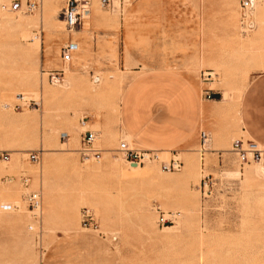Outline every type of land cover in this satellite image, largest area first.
<instances>
[{
    "label": "rangeland",
    "instance_id": "obj_1",
    "mask_svg": "<svg viewBox=\"0 0 264 264\" xmlns=\"http://www.w3.org/2000/svg\"><path fill=\"white\" fill-rule=\"evenodd\" d=\"M87 1L89 19L74 31H80L90 49L85 61L74 58L69 64L71 74L60 60L61 49L69 42L60 37L67 33L61 17L67 0H0V19L36 22L25 30L12 27L0 32V98L12 93L7 107H0V152H8L10 159L12 150H19L23 166L9 174L8 161L0 157V195L18 194L9 211H0V264H264V176L259 172L264 153L259 164H239L231 152L233 141L251 142L241 130L239 105L253 79L264 72L262 19L249 14L253 29L243 35L240 0H110L109 8L101 6L100 0ZM14 2L21 4L19 12L9 11ZM32 2L36 10L26 13L25 5ZM257 6H264V0ZM127 7L128 45L138 49L147 45L156 50L165 41L188 42V32L174 31L169 24L193 18L201 46L196 48L197 60L186 61L182 71L195 77L205 99L207 93L220 95L219 100L209 99L218 121L214 131L207 132L208 143L174 150L183 163L179 172L161 171L158 161L145 163L142 171L133 173L125 169L127 164L117 153L119 142L129 143L119 115L122 93L136 75L148 69L133 62L138 73L128 68L127 74L120 66V19ZM41 13L44 20H40ZM25 33L40 40L36 56L29 50L33 41L20 40ZM54 51L58 65L47 66ZM59 71L63 82L52 85L46 73ZM25 74L31 82L27 88L22 87ZM92 88L95 93L90 92ZM46 92L49 96L41 99ZM21 96L24 102L18 100ZM15 105L20 108L13 109ZM23 114L34 124L24 128L8 123ZM74 128L78 141L71 151L63 143ZM85 131L97 134L100 162L79 159ZM36 151L40 152L37 164L27 159ZM170 153L158 155L159 160L167 162ZM113 165L122 167L119 174L109 171ZM147 167L153 168L150 175L145 173ZM201 168L205 173L200 175ZM245 169L258 171L255 180L233 176ZM22 178L29 180L26 187ZM29 191L41 193V206L50 204L47 223L41 207L38 224L32 220L24 201ZM78 195L83 202L67 225L63 207ZM141 201L146 204L144 212L136 207ZM83 208L92 211L96 230L80 226ZM155 208L177 217L161 226Z\"/></svg>",
    "mask_w": 264,
    "mask_h": 264
},
{
    "label": "crops",
    "instance_id": "obj_2",
    "mask_svg": "<svg viewBox=\"0 0 264 264\" xmlns=\"http://www.w3.org/2000/svg\"><path fill=\"white\" fill-rule=\"evenodd\" d=\"M88 19L89 14L85 20ZM191 19L175 20L169 24L174 31L188 32V42L165 41L162 45L158 44L156 50H149L147 45L145 48L142 46L143 49L128 45V7L120 19L123 38L122 44L118 46L121 68L127 74L128 68L132 73H138L137 67L132 66L133 62L148 68L126 85L119 106L123 134L135 148L160 153L190 150L200 143L202 134L209 136L207 132L215 129L213 124L218 121L216 109L209 99L204 98L205 93L195 77L182 71L186 61L197 60L196 48L201 46L195 38L197 23ZM114 23L118 25L116 20ZM163 27L165 29V24ZM81 36L80 31L60 35L77 44L73 59L77 58L80 63L85 61L90 49V44ZM80 41L83 43L82 49ZM172 46L173 49L169 50ZM70 63L64 65L72 74L68 67ZM46 64L57 67L55 51ZM71 74H68V78ZM210 74L207 73V76L210 77ZM239 121L243 135L264 149V72L257 75L244 92L239 105ZM74 129L63 143L69 150H75L77 146V129ZM229 134L226 132L225 137L228 138Z\"/></svg>",
    "mask_w": 264,
    "mask_h": 264
},
{
    "label": "built area",
    "instance_id": "obj_3",
    "mask_svg": "<svg viewBox=\"0 0 264 264\" xmlns=\"http://www.w3.org/2000/svg\"><path fill=\"white\" fill-rule=\"evenodd\" d=\"M101 6L106 8L110 7V0H100ZM255 0H240L239 12H240V29L241 34H246L252 31L253 26L251 24L250 18L247 16L248 12L253 8ZM37 4L35 2L28 3L25 5L24 11L26 13H32L36 10ZM5 7H1L4 10ZM22 9L19 2H14L10 5L9 11L18 12ZM89 3L87 0H67L65 8L61 12L62 22L67 30L74 29L77 25H80L83 20H85V15L89 12ZM77 50V44L73 42H68L60 52V60L63 64H68L73 59V54ZM47 79L52 85L62 83V72H49L47 74ZM207 99H210V93H207ZM22 96L19 98L21 99ZM23 101L24 100H20ZM33 105H36L33 103ZM19 105H15L13 109H19ZM97 136L94 132L85 131L81 134L80 138V148L78 151L79 159L82 162L87 161H101V150L96 146ZM208 135H201V147L208 143ZM158 152L154 150H142L130 146L126 141H121L118 144L117 153L123 158L126 164L131 166H143L148 162H158L161 171L163 172H179L183 166L182 161L178 158V155L174 151H170L171 157L167 162L160 161L158 158ZM231 152L237 158L239 164H246L256 162L259 163L262 159L263 151L254 142L243 143L240 140H235L231 143ZM8 152H0V157L6 162L9 159ZM40 152H31L27 155L29 162L37 164L39 162ZM29 180L27 178L21 179V184L23 186L28 185ZM41 193L39 191H29L24 196V201L26 208L31 215L34 222H38V216L36 211H38L41 205ZM157 213V224L164 225L170 224L177 217L176 215H165L157 208H155ZM80 226L87 230H96V220L91 210L87 208L81 209L80 212ZM30 231H33L30 230Z\"/></svg>",
    "mask_w": 264,
    "mask_h": 264
},
{
    "label": "bare ground",
    "instance_id": "obj_4",
    "mask_svg": "<svg viewBox=\"0 0 264 264\" xmlns=\"http://www.w3.org/2000/svg\"><path fill=\"white\" fill-rule=\"evenodd\" d=\"M260 1V0H255V4L253 6V8L248 12V15H255V16H258L259 18L262 19V31H264V6H257V2ZM3 7V6H2ZM19 12V11H18ZM247 15V16H248ZM86 18V15L85 17ZM45 17L44 15H42L41 13V16H40V20H44ZM61 24L62 22L59 21ZM232 23L234 24L235 23V14L232 15ZM252 23V22H251ZM36 22L32 19H25V18H18V19H12V18H6V17H1L0 19V32L3 30V29H6V28H12V27H15V28H21V29H24L30 25H35ZM253 25V23H252ZM235 27V26H234ZM67 30V29H66ZM75 29H71V30H67V32H72L74 31ZM23 40V41H28V40H31L33 41V43L31 44L29 50L31 51V53L36 56L37 53H38V45L40 43V40L37 36L35 35H27L26 33L24 35H22L20 37V40ZM21 42V41H20ZM45 49H44V56L45 58H47V54L49 52V45H48V40H46L45 42ZM28 56V55H27ZM46 62V60H45ZM48 65V64H47ZM48 73H46L47 75ZM30 75V74H29ZM63 82V81H62ZM93 82L94 83H97L98 82V78L95 77L93 79ZM61 84V83H60ZM60 84H56V85H60ZM31 85V82H30V79H29V76L27 74L24 75V81H23V84H22V87L24 88H27V87H30ZM90 92L91 93H95L94 89H90ZM54 95V94H53ZM49 96L48 92L44 93L43 96L40 95V98L41 99H46L47 97ZM22 100H24V98L22 97L21 98ZM21 99H18L19 101ZM8 100H12V93H10L9 95H7V98L5 97H1L0 98V107L1 108H6L7 105H8ZM43 113V112H42ZM8 123L14 125V126H20V127H27V126H30V125H33L34 124V120L32 121H29L28 118L26 117V115H20L19 117H16V118H13L10 120V122L8 121ZM43 126L46 127L47 125V122H44V118H43ZM86 128H82V130H84ZM36 131V130H35ZM95 133V132H94ZM96 134V133H95ZM97 136V134H96ZM68 138V137H67ZM67 138L65 139V141L67 140ZM11 145H14L15 144V140H11L10 141ZM128 143V142H127ZM63 146V145H62ZM259 147V146H258ZM260 148V147H259ZM261 149V148H260ZM262 150V149H261ZM41 151H44L43 149H41ZM73 151V150H71ZM263 151V150H262ZM12 155L10 157V159L8 160V162H6V164H8V167H7V172L10 174H14V173H17L19 171L22 170L23 166H22V161L20 160V155H19V150H12ZM264 153V151H263ZM159 156H166V152L165 153H158ZM25 155H23L24 157ZM158 156V158H159ZM263 161V157L261 159V161L259 163H261ZM111 163V162H110ZM258 163V164H259ZM113 164V163H112ZM200 167V166H198ZM121 168L120 166L118 165H113L111 167V169L109 170L110 172L112 173H117L119 174L120 171H121ZM191 167L190 166H186V169H190ZM126 170H129L130 172H133V173H137V172H140L142 171V167H139V166H136V165H129L127 164ZM153 171V168L152 167H147V170H146V174L147 175H150ZM41 172V171H40ZM259 172L264 176V167L262 166V168H260ZM35 172H31V174H33ZM205 173V169L201 168L200 169V172L199 174H204ZM258 173V171L255 170V173L250 171L249 169H245L243 172H234L233 173V176H236V177H239V176H244V179L245 180H255V177H256V174ZM40 175V174H39ZM170 179V178H169ZM157 184H159V182H157ZM9 191V190H8ZM6 192V191H5ZM14 192V191H12ZM18 199V194L17 193H9L8 195L6 196H2V193L0 195V211H9L8 210V206L9 204L14 201H16ZM83 202V197L78 195L76 197H74L73 199H71L67 204L66 206H64V215H63V219H64V223L67 224V225H70V218L72 217V215H77V210H78V206L80 205V203ZM42 203V202H41ZM19 204V203H18ZM13 205V204H12ZM145 203L143 201L139 202L137 204V208L140 209V211L144 212V208H145ZM14 206V205H13ZM10 207V206H9ZM41 212L44 216V219L46 221V223L48 222V219H50V216H51V208H50V204L48 203H44L43 206H41ZM40 207L38 209V211H36V214L38 216V222L40 221ZM43 207V208H42ZM11 208V207H10ZM11 212V211H10ZM13 220L15 221L14 223L18 222L19 221V217L17 218H13ZM38 222H35L36 224H38ZM33 227H29V230H32ZM165 229H169V227H166ZM66 233V231H65ZM201 258H199L200 260Z\"/></svg>",
    "mask_w": 264,
    "mask_h": 264
},
{
    "label": "water",
    "instance_id": "obj_5",
    "mask_svg": "<svg viewBox=\"0 0 264 264\" xmlns=\"http://www.w3.org/2000/svg\"><path fill=\"white\" fill-rule=\"evenodd\" d=\"M210 98L211 99H215V100H219L220 99V95L219 94H211Z\"/></svg>",
    "mask_w": 264,
    "mask_h": 264
}]
</instances>
